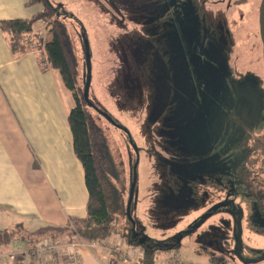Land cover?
<instances>
[{
  "label": "rangeland",
  "instance_id": "rangeland-1",
  "mask_svg": "<svg viewBox=\"0 0 264 264\" xmlns=\"http://www.w3.org/2000/svg\"><path fill=\"white\" fill-rule=\"evenodd\" d=\"M49 2L68 29L83 90L90 77L86 107L105 138L119 196L114 233L152 243L157 264L173 248L183 264H203L205 251L229 264H264V226L230 147L249 128L264 134L261 0ZM125 45L141 56L124 63ZM34 57L43 69L41 52ZM207 90L216 96L201 104ZM197 106L208 108L205 121Z\"/></svg>",
  "mask_w": 264,
  "mask_h": 264
},
{
  "label": "crops",
  "instance_id": "crops-1",
  "mask_svg": "<svg viewBox=\"0 0 264 264\" xmlns=\"http://www.w3.org/2000/svg\"><path fill=\"white\" fill-rule=\"evenodd\" d=\"M41 9V3L29 0H0V20L30 18ZM35 24L32 35L38 33V39L32 37L24 53L13 52L0 29V230L19 228L25 233L85 217L88 201L84 170L74 153L68 124L74 100L59 71L45 60L40 39L44 33L40 36L39 31L45 32V41L51 34L42 22ZM37 51L44 58L43 69L35 60ZM16 239L24 242L14 249L10 243ZM16 239L0 247V264H12L6 254L27 248L26 238ZM107 240L123 249L142 246L130 244L125 235L114 231ZM205 253L208 260L203 264H217L211 252ZM81 254L84 264H106L99 258L100 249L81 250Z\"/></svg>",
  "mask_w": 264,
  "mask_h": 264
},
{
  "label": "trees",
  "instance_id": "trees-1",
  "mask_svg": "<svg viewBox=\"0 0 264 264\" xmlns=\"http://www.w3.org/2000/svg\"><path fill=\"white\" fill-rule=\"evenodd\" d=\"M29 3H41L42 9L30 18L0 20V29L7 34L9 46L15 53H24L31 46L32 37L38 39L33 25L42 22L51 34L49 41L43 42L46 62L59 71L64 86L71 92L74 106L68 114V124L72 134V145L76 157L84 170L85 185L88 191L86 216L71 218L65 226H43L30 233L19 228L0 230V247L9 244L16 238H53L64 239L80 236L85 241H105L113 233L115 211L119 208V196L112 178V165L103 137L98 126L86 107L88 100L84 98V90L78 84V59L66 25L56 17V12L49 0H29ZM29 36V40L26 38ZM259 138L244 144L245 159L239 163L240 181L248 184L259 202L264 201V152H258L252 158L247 147L254 144L257 149ZM264 149V148H263ZM255 167H258L254 170ZM253 169V171L249 170ZM259 169V170H258ZM251 173L249 177L248 173ZM254 190V192H253ZM131 241L130 244H142V255L137 264H157V252L152 249V243ZM131 246V247H135ZM130 247V246H129ZM168 248H163L167 251ZM216 263L223 261L211 256Z\"/></svg>",
  "mask_w": 264,
  "mask_h": 264
},
{
  "label": "built area",
  "instance_id": "built-area-1",
  "mask_svg": "<svg viewBox=\"0 0 264 264\" xmlns=\"http://www.w3.org/2000/svg\"><path fill=\"white\" fill-rule=\"evenodd\" d=\"M38 239L41 240L37 244L31 243L21 252L7 253L9 261L12 264H84L81 250L100 249L99 258L106 264H137L142 255V249L137 247L123 249L109 240L88 242L78 235L65 239ZM166 261L167 264H183L176 252H170Z\"/></svg>",
  "mask_w": 264,
  "mask_h": 264
},
{
  "label": "flooded vegetation",
  "instance_id": "flooded-vegetation-1",
  "mask_svg": "<svg viewBox=\"0 0 264 264\" xmlns=\"http://www.w3.org/2000/svg\"><path fill=\"white\" fill-rule=\"evenodd\" d=\"M260 5V4H259ZM258 14H257V24H258V16H259V9H258V12H257ZM190 22V19H188V23ZM259 26V25H258ZM190 28L192 29V31H193V33H194V35H195V39H197V35H196V32H195V30H194V28H192L191 26H190ZM258 31H259V28H258ZM179 33V32H178ZM176 34L175 35V33H174V31H172L171 32V36H173V37H179L180 39L177 41V43H176V45L177 46H180V43L182 42V40H181V35L180 34ZM182 35H185V40H187L188 41V38H190V36L187 34V36H186V34H185V30L182 32ZM258 39H259V41H260V37H259V34H258ZM189 42V41H188ZM196 42V44H197V46L199 47V45H198V39L195 41ZM261 42V41H260ZM192 45V42H190V44H189V47ZM127 46L125 45V48H126ZM129 49H131V54H129L128 53V48H126V57H125V55H124V63H128V61L130 60L131 61V59H132V57H137V58H139L141 55H140V51H138V49L136 48V46H132V47H130ZM189 49V48H188ZM193 50H194V47H193ZM261 50H262V43H261ZM179 52V51H178ZM179 53H181V52H179ZM183 54V53H182ZM188 56H189V58H190V55L188 54ZM197 60H199V64H202V62L203 61H205V53L203 52V50H202V48L201 47H199L198 48V50H197V58H196V60L195 61H197ZM190 61V60H189ZM263 63V62H262ZM263 70H264V63H263ZM216 72V71H215ZM249 86H250V88H254L255 87V85H254V83L252 82V83H249ZM208 92H209V94H208V97L207 96H204V98H201L200 99V102H201V104H202V100L204 99L205 101H207L208 99H209V101L211 100V98H213V97H215L216 95L215 94H213L212 92H210L209 90H207ZM257 94H259V92H257V91H255V93H252V95H257ZM194 106H196V105H193V107ZM190 109V108H189ZM207 109L208 108H206V107H198L197 106V108H195L194 109V114H195V116L196 117H198L199 115L202 117V120H204L205 121V117H206V114H207ZM236 120L237 121H239V119H238V117H236ZM239 125L240 126H245L244 125V123H243V120H240V123H239ZM252 128H249V132L246 134V137H243V139H241V141L240 142H236V141H231L230 142V147H232V150H231V154L233 155V157L235 158L234 159V161H236L235 162V169H236V174H237V176H236V178H237V180H238V182H239V184H241L242 186H243V189H244V191L246 192V195L249 197V198H251L252 199V201L255 203V214H256V219H257V222L260 224V225H262V226H264V201H262V202H259V200L255 197V196H253V193L251 192V189H250V187H248L249 185L248 184H245V183H243V182H241L240 181V174H239V163L241 162V161H243L244 159H245V151H246V148H244V144H246V142H250L251 140H255V138H259V139H261V141L258 143V147H257V149H256V146L254 145V144H251V145H249L248 147H247V151H248V154H252V158L256 155L257 156V154H258V152H264V134H259V135H254L253 134V132H252V130H251ZM258 167H256V168H254V170H256ZM259 170V169H258ZM248 175H249V177H251V173L249 172L248 173ZM262 176L261 177H263L264 178V172L261 174ZM253 192H254V190H253ZM212 255L211 256H213V257H217V258H219L220 260H222L223 262L222 263H217V264H226L225 263V260L223 259V258H221L222 256H220V255H215L213 252L211 253ZM215 255V256H214Z\"/></svg>",
  "mask_w": 264,
  "mask_h": 264
},
{
  "label": "water",
  "instance_id": "water-1",
  "mask_svg": "<svg viewBox=\"0 0 264 264\" xmlns=\"http://www.w3.org/2000/svg\"><path fill=\"white\" fill-rule=\"evenodd\" d=\"M258 25H259V37L262 43V57L264 63V0H261L259 5V16H258ZM88 71L90 70L89 63H87ZM90 83V77L87 76L85 89H84V98L87 100L88 98V87Z\"/></svg>",
  "mask_w": 264,
  "mask_h": 264
}]
</instances>
